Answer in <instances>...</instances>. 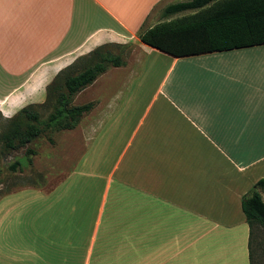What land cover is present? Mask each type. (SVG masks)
<instances>
[{
  "label": "crops",
  "instance_id": "0c3cea01",
  "mask_svg": "<svg viewBox=\"0 0 264 264\" xmlns=\"http://www.w3.org/2000/svg\"><path fill=\"white\" fill-rule=\"evenodd\" d=\"M181 2L0 0L6 117L44 104L50 83L101 47L132 54L77 96L118 70L148 76L169 63L168 92L157 87L145 105L123 115L113 100L90 101L80 130L92 150L114 155L106 170L0 196L4 264H255L241 203L264 180V44L174 57L143 43L164 21L155 15ZM117 108V132L98 148L95 134Z\"/></svg>",
  "mask_w": 264,
  "mask_h": 264
},
{
  "label": "trees",
  "instance_id": "16d2710c",
  "mask_svg": "<svg viewBox=\"0 0 264 264\" xmlns=\"http://www.w3.org/2000/svg\"><path fill=\"white\" fill-rule=\"evenodd\" d=\"M189 11L195 12L172 18ZM162 17L171 19L143 31L139 37L143 43L174 57L264 44V0H190L167 6ZM102 48L92 52L97 56V62L93 65L75 75H68L63 83L60 82L61 74L70 71L72 66L50 83L45 103L53 98V105L46 119L41 118L36 104L24 107L9 119L7 129L0 132L3 152L26 147L44 133L77 128L82 117L91 112L95 103L71 105L75 96L93 84L108 69V63L115 67L124 65L121 58L108 57L102 53ZM27 152L34 153L33 150ZM22 167L17 160L9 168L16 172ZM261 192L264 193V180L258 181L241 203L251 229V243L254 228L264 227ZM4 194L0 193V196ZM251 259L254 263V252H251Z\"/></svg>",
  "mask_w": 264,
  "mask_h": 264
},
{
  "label": "rangeland",
  "instance_id": "374dc122",
  "mask_svg": "<svg viewBox=\"0 0 264 264\" xmlns=\"http://www.w3.org/2000/svg\"><path fill=\"white\" fill-rule=\"evenodd\" d=\"M194 12L195 11L184 12L175 15L172 18L186 16ZM155 16L159 21L171 19H164L160 12ZM128 49L129 48L126 47L123 51H120L116 47L105 46L101 49V52L108 55V57H119L123 61V59L132 54V50ZM95 62H97V56L93 53L82 57V60L74 63L73 68L72 66L70 67L72 68L70 71L66 69L67 71L61 74L60 82L63 83L68 75H75L87 66L93 65ZM139 65L135 67V70ZM144 65L145 63L143 64V67ZM148 66L149 65H147V67ZM113 67L114 66L111 63H108V69H112ZM168 67L169 63L167 64V62L159 64L154 63L149 67L153 69L148 76V71L143 73L138 72L137 74H131L124 71L118 75L117 73H120L118 70L115 73L116 76H107L106 79H101L96 86L93 85V88L91 87L88 89L89 91H84L78 96L76 95L71 105L80 106L93 100L96 101L95 99L100 101V104H106L108 101L113 100L118 105H123L124 115L127 109L135 107L136 104L145 105V103H149L157 87L162 86L164 92H168L169 86L165 82ZM106 80L109 81V84L108 82L106 85L102 84V82H105ZM52 105L53 98L48 100L45 104H38L36 106V110L39 112L42 119H46L52 110ZM119 109L120 108H117L109 124L107 123L108 121L101 127L100 124H98L100 128L98 133L95 134L94 140L95 144L98 145V148L103 146L101 140L107 134H116L118 129L117 126L119 124V117L116 113ZM18 113L19 111L11 117H6L0 111V132L7 129L9 119ZM132 117L134 119L135 114H133ZM85 122L86 114L80 120L77 128L54 133H44L26 147L10 152L2 151L3 145L0 137V193L4 194L12 192L22 187L41 186L55 179L56 182L59 183L60 180L65 181L70 173L73 174L74 171L78 170L82 171V173L74 175L71 178V181L84 183L86 180L83 173L89 171L92 167L97 166L96 171L106 170L112 164L114 155L110 154L105 157L102 153H97L96 149H91L93 142L89 140L90 135L86 134L85 131L81 132L80 130L82 125L85 126ZM103 129L104 132L101 136ZM27 150H33L34 153H28ZM101 157H104L105 159H102ZM29 158L31 163H29ZM85 158L90 165L88 167L85 164H80ZM17 160L21 162L23 167L16 172H12L9 167ZM53 175L54 177L51 178ZM252 242L254 263L264 264V227L254 228ZM5 260L6 259L0 255V264H4ZM10 264H12V262H10Z\"/></svg>",
  "mask_w": 264,
  "mask_h": 264
}]
</instances>
